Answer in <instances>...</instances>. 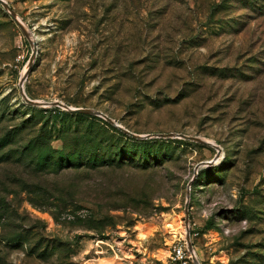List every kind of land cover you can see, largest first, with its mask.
<instances>
[{"label": "rangeland", "instance_id": "rangeland-1", "mask_svg": "<svg viewBox=\"0 0 264 264\" xmlns=\"http://www.w3.org/2000/svg\"><path fill=\"white\" fill-rule=\"evenodd\" d=\"M5 1L0 264H264V0Z\"/></svg>", "mask_w": 264, "mask_h": 264}, {"label": "water", "instance_id": "water-1", "mask_svg": "<svg viewBox=\"0 0 264 264\" xmlns=\"http://www.w3.org/2000/svg\"><path fill=\"white\" fill-rule=\"evenodd\" d=\"M0 4L13 17L14 21L21 28V30L24 32V34L27 37H29V33L27 32V29L25 28V26L22 23V21L16 16V14L14 13V11L10 7V5L5 0H0ZM30 73H31V67H29L25 71L24 75L22 76V78L20 80V84H19L20 94H21L23 100L25 101V103H27L28 105L33 106V107L44 106V104H42L41 102L31 100L26 94L25 82L27 81ZM55 105L58 106L59 108H61L64 112H68V113H71V114L91 115V116H96V117L102 118V119L106 120L110 125L114 126L118 130H120L122 133H124V134H126V135H128L131 138L136 139V140H144V139H149V138L166 139V140L172 139V138H182V139H185V140L197 141L199 143H203V144L214 146L213 143H211L209 141H206L204 139L196 138V137H190V136L183 135V134H179V135H175V134H157V135L141 136V135L135 134V133L127 130L126 128H124L123 126H121L120 124L115 122L112 118L108 117L107 115H105L104 113H102L100 111H96V110H92V109H83V108H72V107H69V106L61 103V102L55 103ZM189 197H190V194H188V200H189ZM186 215L188 216V205L186 206ZM187 242H188V245H189V248H190V254L192 256L194 264H200L198 259H197V256H196L195 252L193 251V247H192L189 235L187 236Z\"/></svg>", "mask_w": 264, "mask_h": 264}, {"label": "built area", "instance_id": "built-area-1", "mask_svg": "<svg viewBox=\"0 0 264 264\" xmlns=\"http://www.w3.org/2000/svg\"><path fill=\"white\" fill-rule=\"evenodd\" d=\"M174 264H193V259L184 246H177L174 248Z\"/></svg>", "mask_w": 264, "mask_h": 264}, {"label": "trees", "instance_id": "trees-1", "mask_svg": "<svg viewBox=\"0 0 264 264\" xmlns=\"http://www.w3.org/2000/svg\"><path fill=\"white\" fill-rule=\"evenodd\" d=\"M65 114L67 115V116H69L70 115V117H78V116H84L83 114H71V113H68V112H65ZM85 116H87V115H85ZM120 131V130H119ZM124 134V133H123ZM125 136H128V135H126V134H124ZM131 140H133V141H139V140H136V139H133V138H131L130 136H128Z\"/></svg>", "mask_w": 264, "mask_h": 264}, {"label": "bare ground", "instance_id": "bare-ground-1", "mask_svg": "<svg viewBox=\"0 0 264 264\" xmlns=\"http://www.w3.org/2000/svg\"><path fill=\"white\" fill-rule=\"evenodd\" d=\"M16 16H17V15H16ZM17 17H18V16H17ZM18 18H19V17H18ZM172 227H173V226H172ZM172 233H173V235H174L175 237H178V236H179V237H180V236L183 237V236H184V235H183L184 232H182V231H180V230H173Z\"/></svg>", "mask_w": 264, "mask_h": 264}]
</instances>
